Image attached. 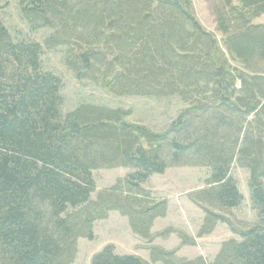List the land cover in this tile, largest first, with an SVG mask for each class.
<instances>
[{
    "label": "trees",
    "instance_id": "16d2710c",
    "mask_svg": "<svg viewBox=\"0 0 264 264\" xmlns=\"http://www.w3.org/2000/svg\"><path fill=\"white\" fill-rule=\"evenodd\" d=\"M217 1L213 11L227 51L246 71H220L212 59L214 39L183 0H74V14L68 0H19L30 24L55 27L52 15L71 13L61 32L74 27V37L65 38L75 44L107 27L110 48L74 45V55L68 51L66 64L78 77L93 79L103 71L105 86L118 94H177L189 102L163 132L129 123L131 112L123 108L83 102L65 111L62 78L41 65L43 47L55 42L12 33L0 18V264H72L78 239L93 240L94 223L112 210L150 240L168 202H148L143 184L171 163H189L186 158L211 168V188L204 192L211 204L236 207L243 201L231 173L237 155L251 171L258 220L236 232L239 240L224 241L211 262L171 258L159 247L151 258L163 264H264V23H254L264 14V0ZM190 92L204 98L190 102ZM102 167L132 171L92 199L93 170ZM220 219L206 210L198 235L212 232ZM92 264L149 263L107 245Z\"/></svg>",
    "mask_w": 264,
    "mask_h": 264
},
{
    "label": "rangeland",
    "instance_id": "374dc122",
    "mask_svg": "<svg viewBox=\"0 0 264 264\" xmlns=\"http://www.w3.org/2000/svg\"><path fill=\"white\" fill-rule=\"evenodd\" d=\"M193 18L214 39L212 59L217 66L227 71L228 68L236 67L246 71L237 60H234L227 51L225 35L218 29L217 17L213 6L217 0H183ZM70 11L74 14V0H68ZM70 14L53 16L54 26L42 24H30L29 19L22 12L19 0H0V18L12 33L26 34L28 37L42 44L55 42L52 47H43L41 65L44 70L54 72L62 78V94L65 97L64 110L68 111L83 102L107 105L112 108H123L126 112L125 120L129 123L142 125L156 132H163L177 119L178 115L190 107L189 102H184L177 94L175 95H124L109 90L105 86L103 71L95 78H80L66 64L68 51L74 55V45L86 49H108L110 46L105 41L108 35L106 26L101 28V36L74 39L73 29L69 26L62 34V25L71 22ZM70 17V18H69ZM254 23H264V14L254 20ZM80 35V32L76 33ZM65 35V36H64ZM55 38V41L53 40ZM57 38V39H56ZM71 38V39H72ZM49 40V41H48ZM58 40V41H56ZM88 41V42H86ZM61 42V43H60ZM72 45V47H68ZM100 50V51H101ZM104 52H107L104 51ZM109 53V52H108ZM108 56H111L110 53ZM233 74H238L234 69ZM108 77V76H107ZM237 84L239 82L237 81ZM189 94V91H188ZM193 96L190 102L203 99L196 92H190ZM251 119V117H249ZM170 154L169 145L163 150V156ZM189 163H171L163 173L153 174L144 184L143 188L151 194L147 197L148 202L166 199L168 202L167 213L163 217H157L151 227V239L147 240L133 232L128 216L122 215L117 210L109 212L108 217L99 219L94 223V239H78V253L72 264H92V257L107 245H113L115 252L119 254H136L149 264H163L161 261H152L151 249L159 247L165 250L168 256L175 259H194L202 256L208 262L213 261L220 250L222 243L228 239H240L237 231L246 230L258 220V213L253 207L251 199V171L236 156L231 168L243 201L240 205L229 208L220 204H211L210 199L204 192L211 188L207 180L211 171L208 165H196L193 160L186 158ZM197 161V160H196ZM132 171L128 167H102L93 170L96 189L92 195L95 199L97 194L112 186L117 179L125 178ZM126 190V189H125ZM206 210H211L221 216L214 230L205 235L198 233L205 220ZM170 252H173L170 255Z\"/></svg>",
    "mask_w": 264,
    "mask_h": 264
}]
</instances>
